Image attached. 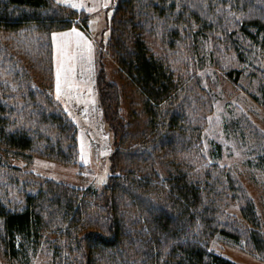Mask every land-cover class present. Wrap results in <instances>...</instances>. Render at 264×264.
I'll return each mask as SVG.
<instances>
[{"label":"trees","instance_id":"16d2710c","mask_svg":"<svg viewBox=\"0 0 264 264\" xmlns=\"http://www.w3.org/2000/svg\"><path fill=\"white\" fill-rule=\"evenodd\" d=\"M104 9L112 10L107 45L128 83L107 79L96 61L110 173L101 187H77L27 173L2 152L77 163V126L53 96L51 33L87 31L91 14L55 0H0V179L27 188L14 206L0 196V262L21 258L44 230L54 236L51 264H240L208 248L215 234L264 251L253 202L240 208L246 226L227 213L238 186L204 153L185 76L168 61L184 34H221L232 45L238 30L264 32V0H111ZM228 74L235 80L240 70ZM139 116L145 123L133 133Z\"/></svg>","mask_w":264,"mask_h":264},{"label":"rangeland","instance_id":"374dc122","mask_svg":"<svg viewBox=\"0 0 264 264\" xmlns=\"http://www.w3.org/2000/svg\"><path fill=\"white\" fill-rule=\"evenodd\" d=\"M255 4H259L258 1ZM111 13V9H102L90 17L88 31L94 41L96 61L103 62L107 79L124 84L128 81L117 71L112 50L107 45ZM226 14L232 18L237 13L228 7ZM249 30L255 34L253 38L238 30L233 35L236 39H232V45L221 34L210 39L199 32L189 37L184 34L169 51L168 61L175 73L185 76L182 96L186 99L192 124L201 129L204 153L209 160L229 170L238 186L237 199L227 205V213L246 226L240 208L245 200H251L258 217L257 228L264 236V32L253 27ZM158 47L156 44L155 48ZM234 47L237 50H232ZM231 68L240 70L235 80L229 77ZM122 86L123 92H132L128 85ZM74 123L78 130L75 164H62L38 155H33L30 161L10 157L5 152L2 156L34 176L77 187H101L110 173L109 154L113 146L109 127L102 118ZM144 123V117L139 116L132 120L130 130L136 133ZM217 144L220 146L218 152ZM1 180L2 177L0 196L14 206L22 200L17 191L27 188L24 185L22 189L19 184L14 190ZM53 238L50 232L42 231L21 258L12 259V264H51L49 244ZM208 248L240 264H264V251L252 250L244 238L234 241L215 234L209 240ZM2 263L7 264L6 261Z\"/></svg>","mask_w":264,"mask_h":264},{"label":"crops","instance_id":"0c3cea01","mask_svg":"<svg viewBox=\"0 0 264 264\" xmlns=\"http://www.w3.org/2000/svg\"><path fill=\"white\" fill-rule=\"evenodd\" d=\"M58 3L70 5L71 3H64L61 0H55ZM72 2H79L83 5H86L84 8H80L79 10H83L91 14V17L96 13L105 8V4L107 6L110 4L111 0H72ZM87 8H93L92 12L87 11ZM91 19V18H90ZM90 19H89V30H90ZM76 27V26H74ZM71 28L54 31L51 33V43H52V55H53V96L56 98V89H55V68H56V48L52 39L53 33H59L64 31H69ZM80 31L84 32L88 39L92 42V52L90 60L86 57L84 61L78 62L76 71V83L80 85L79 91H73L72 97L61 96L59 100H57L62 107L66 110L69 116L73 121L78 120H92L101 118V112L99 108V102L97 97V88L95 84V75L97 70L96 58H95V45L89 31L82 30L79 27H76ZM74 51V50H73ZM91 89V92L88 89Z\"/></svg>","mask_w":264,"mask_h":264},{"label":"snow or ice","instance_id":"6c2138e0","mask_svg":"<svg viewBox=\"0 0 264 264\" xmlns=\"http://www.w3.org/2000/svg\"><path fill=\"white\" fill-rule=\"evenodd\" d=\"M64 3H71L75 9L86 7L79 2H72V0H61ZM107 7V4L104 5ZM87 11L92 12L93 8H87ZM52 39L56 48V68H55V89L56 98L59 100L61 96L72 97L73 91H79L80 85L77 84L76 67L78 62L84 61L87 57L91 58L92 42L88 39L84 32L76 27L69 31L53 33ZM74 50V51H73ZM91 92V89H88ZM83 145H82V156Z\"/></svg>","mask_w":264,"mask_h":264}]
</instances>
